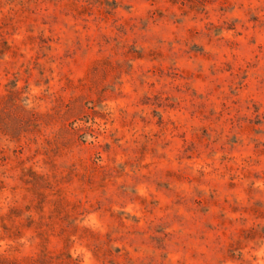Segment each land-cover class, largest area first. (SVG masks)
Returning <instances> with one entry per match:
<instances>
[{"label":"rangeland","instance_id":"obj_1","mask_svg":"<svg viewBox=\"0 0 264 264\" xmlns=\"http://www.w3.org/2000/svg\"><path fill=\"white\" fill-rule=\"evenodd\" d=\"M0 264H264V0H0Z\"/></svg>","mask_w":264,"mask_h":264}]
</instances>
